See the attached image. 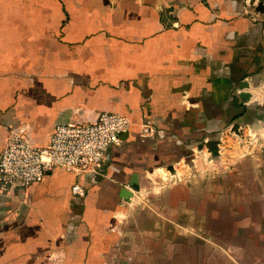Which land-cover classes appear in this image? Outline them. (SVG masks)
Instances as JSON below:
<instances>
[{"label":"crops","instance_id":"obj_1","mask_svg":"<svg viewBox=\"0 0 264 264\" xmlns=\"http://www.w3.org/2000/svg\"><path fill=\"white\" fill-rule=\"evenodd\" d=\"M257 109L264 0H0V154L20 125L47 145L64 121L133 122L98 174L57 167L0 195V264H245L215 240L228 195L200 171Z\"/></svg>","mask_w":264,"mask_h":264},{"label":"built area","instance_id":"obj_2","mask_svg":"<svg viewBox=\"0 0 264 264\" xmlns=\"http://www.w3.org/2000/svg\"><path fill=\"white\" fill-rule=\"evenodd\" d=\"M132 126L128 116L103 111L93 120L58 123L47 145L36 143L28 125L12 128L0 154V195L25 191L34 184L43 183L57 167L74 173L98 174L107 160L110 146L120 145L122 135ZM241 128L243 126L238 129ZM246 128L249 137L257 141V131ZM140 131L143 136H150L155 129L151 124H143ZM72 191L75 195L85 194L79 184H75Z\"/></svg>","mask_w":264,"mask_h":264},{"label":"rangeland","instance_id":"obj_3","mask_svg":"<svg viewBox=\"0 0 264 264\" xmlns=\"http://www.w3.org/2000/svg\"><path fill=\"white\" fill-rule=\"evenodd\" d=\"M238 125H231L224 134L223 150H216L217 141L210 149L219 169L212 170V165L211 170L200 172L213 178L214 195L219 199L228 195L214 204V210L221 214L212 221L215 240L240 244L235 256L245 264H264V109H257V128H253L257 141L249 137L248 128L238 129ZM226 162L231 170L224 168Z\"/></svg>","mask_w":264,"mask_h":264},{"label":"water","instance_id":"obj_4","mask_svg":"<svg viewBox=\"0 0 264 264\" xmlns=\"http://www.w3.org/2000/svg\"><path fill=\"white\" fill-rule=\"evenodd\" d=\"M129 135V132H125L123 135H122V139L125 140L126 137ZM200 147L202 148L203 147V144L200 145ZM131 188L133 190H138L139 188V184H138V178L137 177H134V180L133 182L131 183ZM123 194H124V198L126 200H128L131 196H132V192L131 191H123Z\"/></svg>","mask_w":264,"mask_h":264}]
</instances>
